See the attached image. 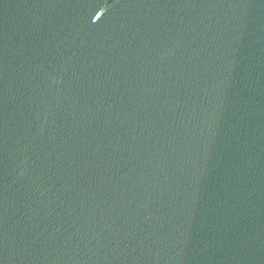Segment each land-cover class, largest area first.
<instances>
[{
    "label": "water",
    "instance_id": "1",
    "mask_svg": "<svg viewBox=\"0 0 264 264\" xmlns=\"http://www.w3.org/2000/svg\"><path fill=\"white\" fill-rule=\"evenodd\" d=\"M0 264H264V0H0Z\"/></svg>",
    "mask_w": 264,
    "mask_h": 264
}]
</instances>
